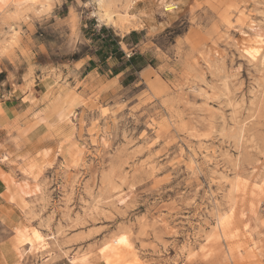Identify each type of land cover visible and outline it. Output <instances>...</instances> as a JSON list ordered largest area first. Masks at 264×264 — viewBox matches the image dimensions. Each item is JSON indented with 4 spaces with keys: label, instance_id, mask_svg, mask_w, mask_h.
<instances>
[{
    "label": "clouds",
    "instance_id": "clouds-1",
    "mask_svg": "<svg viewBox=\"0 0 264 264\" xmlns=\"http://www.w3.org/2000/svg\"><path fill=\"white\" fill-rule=\"evenodd\" d=\"M0 264H264V0H0Z\"/></svg>",
    "mask_w": 264,
    "mask_h": 264
}]
</instances>
